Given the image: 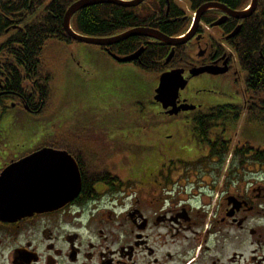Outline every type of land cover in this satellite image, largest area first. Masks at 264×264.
I'll use <instances>...</instances> for the list:
<instances>
[{"label": "flooded vegetation", "instance_id": "flooded-vegetation-1", "mask_svg": "<svg viewBox=\"0 0 264 264\" xmlns=\"http://www.w3.org/2000/svg\"><path fill=\"white\" fill-rule=\"evenodd\" d=\"M173 2L189 6L188 0ZM250 2L242 10L205 4L244 12ZM41 4L0 0V114L6 113L0 177L20 161L51 151L74 163L79 189L74 196L68 171L6 174L0 182V264H264V149L245 140L255 118L247 112L256 98H250L247 75L232 46L242 21L264 4L257 0L254 12L240 20L219 9L206 12L191 39L176 47L165 64L169 47L165 69L158 74L183 70L188 85L192 69H218L226 63L224 76L236 63L245 73L242 103L204 106L190 103L180 92L176 107L195 109L169 115L171 108L164 110L154 101L157 78L149 103L157 104L161 114H138L131 120L137 130L127 146L118 132L105 131L102 119L93 121L94 129L74 130L67 103H60L62 68L56 65L60 45L74 41L60 42L48 33L58 10L46 11ZM213 12V23L223 18L217 27L202 21ZM217 30L219 41L209 34ZM32 37L31 50L26 44ZM141 43L142 54L162 44L150 38ZM48 102L50 123L43 117ZM223 106L243 112L237 137L231 116L212 113ZM20 114L32 117L34 130H28ZM37 177L38 183L30 181ZM35 201L54 204L14 211Z\"/></svg>", "mask_w": 264, "mask_h": 264}, {"label": "rangeland", "instance_id": "rangeland-1", "mask_svg": "<svg viewBox=\"0 0 264 264\" xmlns=\"http://www.w3.org/2000/svg\"><path fill=\"white\" fill-rule=\"evenodd\" d=\"M182 1L179 0L180 5ZM180 7L187 10L188 6ZM209 34L219 41L218 30ZM60 47L61 54L56 62V65L62 68V75L57 81L60 84V103H67V108L73 115L75 131L85 127L94 129L96 123L93 121L102 119L105 121V131L118 132L123 146H127L132 131L137 130L132 127L131 120L138 114H161L157 104L149 103L157 84V74H145L130 63L118 64L95 46L74 43ZM244 77L245 73L234 63L224 76L203 74L190 79L180 94L189 98L190 103L204 106L242 103ZM50 105L51 102H48L43 114L48 123L51 121ZM20 115L23 124L30 126L28 130H34L32 117ZM10 116L12 117V114ZM243 123L242 119L235 124L238 126L235 129L236 137ZM251 125L247 128L245 140L253 147L264 149V126ZM5 126L6 113L0 114V135H4Z\"/></svg>", "mask_w": 264, "mask_h": 264}, {"label": "trees", "instance_id": "trees-1", "mask_svg": "<svg viewBox=\"0 0 264 264\" xmlns=\"http://www.w3.org/2000/svg\"><path fill=\"white\" fill-rule=\"evenodd\" d=\"M76 1L78 0H41V6L46 5V11L58 10L56 21L51 27L52 32L48 33L58 36L60 42L72 43V40L62 29L61 20L69 6ZM188 1V9L191 14L208 2L225 4L232 10H242L250 2V0ZM259 3L264 4V0H259ZM215 14L217 13L213 12L204 16L203 23L210 26L215 21L212 17ZM190 18L181 7L174 5L173 0H146L136 8H123L119 5L105 3L82 9L73 15L70 26L75 33L88 38H110L140 27L157 29L168 37H180L189 28ZM42 19L46 20L47 16L44 15ZM242 24L241 32L232 41V46L241 69L247 75L246 84L250 98H256L247 112L250 116L255 117L250 120V123L264 126V6H258V11L253 17L242 21ZM37 34L40 35V32ZM35 40L36 37H32L31 42L26 44L27 49H33ZM144 40L145 38L141 37H131L120 44L111 46L109 51L118 56H127L141 48V42ZM153 46L156 47L146 49L142 54L143 61L141 63L134 62L132 65L138 67L145 74L158 75L165 69L163 62L170 48L162 44L151 45V47ZM99 48L105 50V48ZM260 55L263 59L260 58ZM149 61L152 62V65ZM212 113L231 116L236 124L243 112L240 107L223 106Z\"/></svg>", "mask_w": 264, "mask_h": 264}, {"label": "water", "instance_id": "water-1", "mask_svg": "<svg viewBox=\"0 0 264 264\" xmlns=\"http://www.w3.org/2000/svg\"><path fill=\"white\" fill-rule=\"evenodd\" d=\"M146 0H132V1H120V0H78L77 2L73 3L65 12V15L63 17V29L68 34V36L75 42L91 45V46H97V47H104L106 48L107 54L117 63L119 64H127L132 63L134 61H137L140 57V55L143 53V48H140L135 53L128 55V56H117L113 53H111L108 50V47H111L113 45L120 44L127 39L131 37H144V38H150L154 39L156 41L161 42L162 44L171 47V52L169 56L165 60V64H169L173 55H174V49L176 47L184 45L187 41H189L194 33V31L198 28L200 24V20L203 14L206 12L212 10V9H219L221 11L226 12L228 15L232 16L235 19H244L251 15L257 5V0H251L250 2V10L244 11V12H231L228 9H226L224 6H220L218 4H205L197 9L194 15V23L191 31L182 38H172L168 37L162 33H160L157 30L149 29V28H134L131 30H128L120 35L111 37V38H88L83 37L81 35L76 34L72 29L70 28V20L73 17L75 13L78 11L89 8L92 6L100 5V4H114L119 5L123 8H136L139 5H141ZM223 23V18L211 25V27H217ZM183 70H170L163 74H161L158 78V84L157 88L155 89V96L154 101L161 104L162 108L164 110H167L171 108L169 112H167L169 115H176L181 110L182 111H190L195 109L193 106H187L184 105L182 107H176L177 100L179 98L180 91H183L185 87L187 86V80L183 77ZM227 72L226 63L221 68H214V67H203L198 69H192L189 72V75L191 78L193 77H199L203 74H209V75H220ZM53 165V168L50 167ZM50 168V169H48ZM52 168V169H51ZM34 170L36 175L43 173L47 170H58L59 172L62 171H68L70 173L69 175V181L70 184H72V179H74V188H75V194H77V190L79 189L78 185V174L76 166L73 162H66L63 159V155L60 153H54L51 151H42L40 153H37L35 155H32L26 160L20 161L16 165L12 166L10 169L4 171L0 177V182H3L6 178V174H8L10 171H18V172H26L30 170ZM33 181L34 183H38L39 179L38 177ZM73 196V197H74ZM61 202L60 204H62ZM53 203H45L40 201H35L33 204L29 205L26 208H18L14 210L16 213H25L26 211L30 210H38L41 208H44L47 205H52ZM4 209H3V200H2V193H0V214L3 215Z\"/></svg>", "mask_w": 264, "mask_h": 264}]
</instances>
